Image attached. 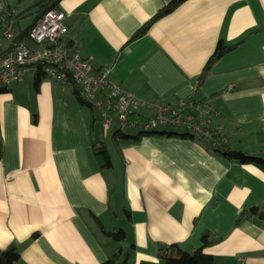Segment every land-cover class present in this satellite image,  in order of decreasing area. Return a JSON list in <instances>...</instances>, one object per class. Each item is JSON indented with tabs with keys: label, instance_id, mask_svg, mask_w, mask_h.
Returning <instances> with one entry per match:
<instances>
[{
	"label": "crops",
	"instance_id": "1",
	"mask_svg": "<svg viewBox=\"0 0 264 264\" xmlns=\"http://www.w3.org/2000/svg\"><path fill=\"white\" fill-rule=\"evenodd\" d=\"M19 1L5 0L18 12L37 2ZM170 1L60 0L57 7L64 40L108 69L121 90L155 105L204 100L227 137L221 150L264 158V0H184L128 41ZM219 40L236 45L196 87ZM35 81L27 72L0 93V254L12 245L13 264H100L119 251L127 264H162L163 255L193 252L207 232L212 242L203 252L215 264H264V166L226 160L195 138L115 142L118 126L104 127L71 84ZM96 143L105 144L109 168L101 169ZM92 217L106 231L122 230L124 240L106 237Z\"/></svg>",
	"mask_w": 264,
	"mask_h": 264
},
{
	"label": "built area",
	"instance_id": "2",
	"mask_svg": "<svg viewBox=\"0 0 264 264\" xmlns=\"http://www.w3.org/2000/svg\"><path fill=\"white\" fill-rule=\"evenodd\" d=\"M65 14L50 8L33 23L24 36L14 41L16 32L11 23L0 30V38L8 46L0 52V87L24 80L27 72L40 73L56 83L71 84L88 107L98 111L104 127L115 123L118 128L153 132L157 127L185 128V134L206 143L210 150L222 149L227 137L221 126L213 123L208 103L193 98L176 104L155 105L121 90L109 79L108 69L95 68L91 58L64 40L67 26ZM152 110L141 117L139 108Z\"/></svg>",
	"mask_w": 264,
	"mask_h": 264
},
{
	"label": "trees",
	"instance_id": "3",
	"mask_svg": "<svg viewBox=\"0 0 264 264\" xmlns=\"http://www.w3.org/2000/svg\"><path fill=\"white\" fill-rule=\"evenodd\" d=\"M22 1V0H20ZM19 1V2H20ZM60 0H37L34 4L30 5L29 7L25 8L22 11H17L16 7L9 6L5 0H1L2 4V11L0 13V30L6 25V23H11L14 31L16 32L14 41L20 40L26 31L29 29V27L35 23L45 12L46 10L50 8H57V5ZM182 1L184 0H171L168 2L165 6L159 9L157 13L149 19L145 24H143L141 27H139L135 32L131 35V37L128 39V41H131L143 34H145L151 25L152 22L157 20L158 18L164 16L165 14L169 13L171 10H173L175 7H177ZM32 11L31 15H33L31 25L26 26L24 28H20L18 20L21 18H24L26 13H29ZM236 44H226L224 41L219 40L216 44V47L213 51V53L209 56L208 60L204 64L201 73L198 76L196 87L199 86L211 68V66L219 60L224 54L229 52L233 49V47ZM40 73L36 72L35 77V86H38V80L40 79ZM5 90V87H0V93ZM74 96L77 99V101L84 106H87L83 103V101L79 98L77 89L74 88ZM88 107V106H87ZM89 109H92L91 107H88ZM120 128H118L113 133L114 141L116 142L117 139L120 140H126L130 142H136L143 136H149V135H159V136H167V137H177V138H193L191 136H188L186 134H178V133H172L169 131H154V132H138L135 135H127L122 132H120ZM194 139V138H193ZM92 150L95 155H101L105 158L104 164L101 166V169L103 168H109L111 166L109 161L108 152L106 149V146L104 143H96L92 145ZM219 155H221L223 158L229 161H236L240 164H254L259 166H264V158L259 157H253V156H247L245 153L239 152V151H230V150H215ZM0 158H1V141H0ZM251 214H255L258 216H262L260 212H257L255 208L250 209ZM92 221L98 226L101 230V232L108 238L114 241H121L124 240L125 235L122 230H118L116 232H109L104 229V227L101 225V223L95 218L92 217ZM212 242L211 238L209 237V234L207 232H203L200 237V244L199 246L191 253L180 251L177 257L173 256H166L163 255L161 257L162 264H215L214 259L211 257V255L206 254L203 252V249L209 245ZM19 259L18 252L16 251L14 246L7 247L1 254H0V264H13ZM100 264H127V257H121L120 252L114 253L110 257H108L106 260L101 262Z\"/></svg>",
	"mask_w": 264,
	"mask_h": 264
},
{
	"label": "rangeland",
	"instance_id": "4",
	"mask_svg": "<svg viewBox=\"0 0 264 264\" xmlns=\"http://www.w3.org/2000/svg\"><path fill=\"white\" fill-rule=\"evenodd\" d=\"M28 1H32V0H25L24 1V5H25V3H27ZM22 6H20L19 7V9H22L21 8ZM32 11H30L29 13H26L25 15V17L24 18H21L20 20H18V22H19V26H20V28H24L25 26H26V24L27 23H29L31 20H32V18H33V16H31V13ZM3 50L1 49V47H0V52H2ZM96 127H101L100 126V122L98 121L96 124ZM159 128L160 127H157V130H159ZM114 129H116L115 127H112L110 130H109V132H110V134L109 135H111V133H112V131L114 130ZM171 129H173V130H177V131H183V130H185V128H179V127H176V128H171ZM136 129H130V128H121V131L123 132V133H125V134H132V132H134ZM111 136H109L108 138H102L104 141H110V138Z\"/></svg>",
	"mask_w": 264,
	"mask_h": 264
}]
</instances>
